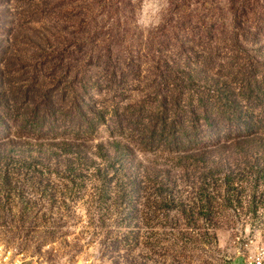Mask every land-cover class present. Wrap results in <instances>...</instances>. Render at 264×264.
<instances>
[{"label": "rangeland", "instance_id": "1", "mask_svg": "<svg viewBox=\"0 0 264 264\" xmlns=\"http://www.w3.org/2000/svg\"><path fill=\"white\" fill-rule=\"evenodd\" d=\"M215 81L264 136V0H0V246L27 264L264 248L263 154L205 116Z\"/></svg>", "mask_w": 264, "mask_h": 264}, {"label": "trees", "instance_id": "2", "mask_svg": "<svg viewBox=\"0 0 264 264\" xmlns=\"http://www.w3.org/2000/svg\"><path fill=\"white\" fill-rule=\"evenodd\" d=\"M223 89L224 88L220 87L219 82H214L213 89L209 93V100L211 102H215V105L209 107H207L205 104L204 106L201 105L205 109V116L209 117V114L213 115L211 112L213 109L216 116L223 118L226 123H231L233 127L236 126L241 129L242 134L240 138L237 139L238 145L245 146L247 144L251 149H257L259 152L261 151L264 159V136L255 135L257 132L256 130L258 129H256V127H260L262 125L260 122L254 120L253 115L255 107L249 105H242V103L237 98H235L233 93L228 94ZM254 101H258L257 105L264 106V83L260 84L258 89V95L255 97ZM85 116L86 120H91V116H89L87 113H84L82 118L84 119ZM36 123H38V121H35V124ZM156 126L157 125H151L150 127H148L150 128V133L155 134L157 129ZM164 126H166V124ZM67 145H69V143H67ZM104 146V144L101 145V147ZM246 154H249V151H247ZM4 172L5 174L2 179L4 183H9L11 181L10 171L9 169H6Z\"/></svg>", "mask_w": 264, "mask_h": 264}, {"label": "built area", "instance_id": "3", "mask_svg": "<svg viewBox=\"0 0 264 264\" xmlns=\"http://www.w3.org/2000/svg\"><path fill=\"white\" fill-rule=\"evenodd\" d=\"M249 264H264V248L261 247L247 259ZM0 264H27L23 256L16 249L0 246Z\"/></svg>", "mask_w": 264, "mask_h": 264}, {"label": "crops", "instance_id": "4", "mask_svg": "<svg viewBox=\"0 0 264 264\" xmlns=\"http://www.w3.org/2000/svg\"><path fill=\"white\" fill-rule=\"evenodd\" d=\"M235 264H249L247 259H245L244 261H237L235 262Z\"/></svg>", "mask_w": 264, "mask_h": 264}]
</instances>
